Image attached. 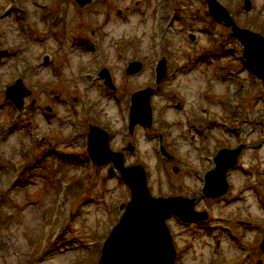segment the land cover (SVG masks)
I'll return each mask as SVG.
<instances>
[{
	"label": "rangeland",
	"instance_id": "374dc122",
	"mask_svg": "<svg viewBox=\"0 0 264 264\" xmlns=\"http://www.w3.org/2000/svg\"><path fill=\"white\" fill-rule=\"evenodd\" d=\"M216 1L238 28L264 35V0H250L247 11L244 0ZM230 31L204 0H96L83 10L74 0H0V264L97 263L130 194L117 171L107 174L111 164L89 160L91 124L109 133L112 150L134 146L124 165H142L152 196L194 199L208 215L201 224L166 220L174 264H264V85ZM161 57L169 74L155 85ZM130 61L142 64L133 76L125 75ZM102 68L115 93L102 86ZM18 78L32 91L22 111L4 98ZM147 87L170 162L153 153L155 131L127 129L131 94ZM239 143L247 147L229 194L207 200L205 171L218 149Z\"/></svg>",
	"mask_w": 264,
	"mask_h": 264
},
{
	"label": "water",
	"instance_id": "95a60500",
	"mask_svg": "<svg viewBox=\"0 0 264 264\" xmlns=\"http://www.w3.org/2000/svg\"><path fill=\"white\" fill-rule=\"evenodd\" d=\"M83 8L96 0H74ZM210 16L217 22L223 23L231 31L227 38L238 40L242 47V58L248 69L264 85V36L253 33L248 29H241L236 26L232 17L224 6L216 0H206ZM250 0L243 1V8L250 9ZM195 35L189 34L190 41H195ZM7 52L0 51V56ZM48 61V57H44ZM142 64L137 61L128 63L125 74L133 76L140 72ZM166 72L165 59L158 61L155 68V82L159 84ZM98 76L104 80L106 87L115 90L111 76L106 69H102ZM152 88L137 91L131 95L129 107L128 131L136 125L149 128L152 124V107L150 98L153 94ZM31 95L21 79H16L13 84L5 90V100H10L18 111H21L24 99ZM34 101L30 103V107ZM50 112V107H45ZM245 148L239 144L235 148H223L214 157L215 167L207 172L202 194L209 199L226 195L228 192L227 172L232 169ZM86 150L89 159L95 166L111 164L107 173L114 174L117 171L129 188L130 199L126 204H121L123 212L110 230L104 240L100 257L97 264H174L176 250L166 220L174 215L182 223H195L207 220L208 216L204 211L195 210L194 199L182 196L154 197L149 192L146 183L145 170L140 164L125 166L123 155L114 152L109 147L108 133L102 128L89 125L86 140ZM126 150L132 151L129 145ZM163 156L165 150L161 147ZM177 171L176 168L173 170ZM264 251V238L260 245ZM255 264H262L257 261Z\"/></svg>",
	"mask_w": 264,
	"mask_h": 264
},
{
	"label": "flooded vegetation",
	"instance_id": "af4514ba",
	"mask_svg": "<svg viewBox=\"0 0 264 264\" xmlns=\"http://www.w3.org/2000/svg\"><path fill=\"white\" fill-rule=\"evenodd\" d=\"M86 6H84L83 8H80L81 10H83L84 8H85ZM117 14H121V12L119 11V10H117ZM60 21L58 20V23H59ZM59 25V24H58ZM50 26H54V25H50ZM55 26H56V24H55ZM188 39H189V33H188ZM190 40V39H189ZM79 42V46L80 47H82V48H88L89 46H88V43H87V41L86 40H79L78 41ZM45 56H47L48 57V61H44V57ZM42 61H43V63H45V64H47V63H49V62H51V56L50 55H43V58H42ZM102 69H106V68H102ZM101 69V70H102ZM126 69V68H125ZM169 69H170V67H169V65H168V63H167V60H166V73H165V75H164V77H163V79H162V81L160 82V84L161 83H163V81H164V79L166 78V76L169 74ZM58 70H59V66L57 65V64H55V65H53L52 66V68H51V71L53 72V74L54 75H57L58 74ZM100 70V71H101ZM107 70V69H106ZM99 71V72H100ZM98 72V73H99ZM98 73H97V75H98ZM98 78L99 79H101L99 76H98ZM102 83H103V80H102ZM159 84V85H160ZM102 86L103 87H105L103 84H102ZM106 88V87H105ZM116 91H117V89H116ZM58 95L55 97L56 99H60V97H61V94H63V92L62 91H58V93H57ZM33 101H34V104H35V102H36V100L35 99H32ZM73 101H76V99L74 98V100ZM33 104V105H34ZM48 106V105H47ZM153 124V123H152ZM88 127H89V125H88ZM100 127V126H99ZM102 128V127H101ZM155 127L154 126H152L151 125V127L150 128H145V132H147V133H149V132H151V131H155L156 132V137H157V140H156V146L153 148V153H154V155H164L162 152H161V146L164 148V150H165V155H170V142L169 141H167L166 140V136L165 137H163V135H162V132L161 131H159V130H155L154 129ZM87 130H88V128H87ZM129 133H131V132H129ZM86 136H87V134H86ZM245 144V143H244ZM131 146L132 147V151H127L126 149L124 150V148H126L127 146ZM238 145V144H237ZM237 145H235V146H232L231 148H233V147H236ZM246 145V144H245ZM246 147H247V145H246ZM111 149V148H110ZM112 150V149H111ZM124 150V151H123ZM135 149H134V146L130 143V142H128L127 143V145L126 146H121L120 148H119V151L118 150H116V151H114V150H112V151H114V152H120V153H122V155H126V153L127 152H129V153H134L135 151H134ZM243 152V151H242ZM215 156V155H214ZM170 160H173V157L171 158V159H167V161H169L170 162ZM213 164H214V167H215V163L213 162ZM237 165V164H236ZM214 168H211V169H208V170H206L205 171V173H204V176H205V174L207 173V172H209V171H211V170H213ZM238 169L234 166V168H232V169H230L228 172H227V174H226V179H227V181H228V193L226 194V195H224V196H227L228 194H229V192H230V189H231V182H230V178H231V174L233 173V172H235V171H237ZM204 182H205V180L203 179V184H204ZM221 197H223V196H221ZM220 197V198H221ZM207 200H208V198H206ZM208 219V218H207ZM201 224V223H200Z\"/></svg>",
	"mask_w": 264,
	"mask_h": 264
}]
</instances>
